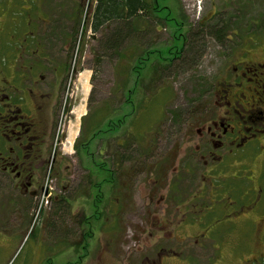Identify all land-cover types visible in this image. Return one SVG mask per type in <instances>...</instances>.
I'll use <instances>...</instances> for the list:
<instances>
[{
	"label": "rangeland",
	"instance_id": "374dc122",
	"mask_svg": "<svg viewBox=\"0 0 264 264\" xmlns=\"http://www.w3.org/2000/svg\"><path fill=\"white\" fill-rule=\"evenodd\" d=\"M74 1H69L64 15L68 21L76 20L70 24L75 36L76 118L65 127L66 133L59 142L54 176L56 199L50 209L45 207L40 214L28 207L26 213L12 214L16 203L8 205L9 210H4L6 214L0 217V264H155L160 262L157 247H192L199 242L210 245L212 241L221 246L224 241L228 244L236 240L240 232L224 224L228 217L226 210L220 203L208 202L209 193L205 191L203 201L214 211L204 216L211 230L204 231L205 226L200 228L188 223V218L197 215H189L194 211L196 199L192 180H187L185 170H192L189 156L194 150V138L199 141L201 137L196 125L187 130L185 122L175 124L171 116L174 112L180 115L190 110L196 99L203 98L213 88L219 70L230 64L233 56H220L222 48L207 35L205 27L211 22L230 19L232 14H237V5L229 0H161L162 9L175 5L181 9L186 20L184 36L190 44L180 59L159 67L158 72L150 69L157 57L151 54L132 96L137 106L133 108V119L129 117L130 124L122 133L110 134L109 139L96 137L90 142V154L84 149L75 154L82 123L86 125L85 114H90L87 121L95 129V122L104 123L103 119L110 115L108 110L123 112L121 103L126 100L127 90L133 85L136 87L137 77L131 71L135 58L146 57L148 50L167 55L164 47L172 44L174 29L170 24H163L148 33H135V38L131 32L120 37L118 32H126L130 24L125 18H119L105 23L98 33H92L87 29V21L90 24L93 20L95 0H82L80 15L74 9L73 4H77ZM247 7L251 18L258 12L264 14V0ZM12 10L19 9L14 6ZM115 35L118 40L109 44ZM191 42L197 46L193 50L189 48ZM157 135L152 151L155 156L148 158L150 169L138 172L139 166L134 167V163L143 161V147H149ZM79 148H83L82 144ZM98 155L104 162L109 161L108 164H100ZM110 163L120 168L114 171L115 182L109 180L113 178L109 176ZM131 169L139 176L134 178ZM202 170L209 178L205 167ZM208 182L209 179L204 189ZM95 184L101 185L99 190ZM84 230L88 231L85 236ZM252 235L254 238V232ZM200 249L195 247L194 254H199ZM214 250H210L212 255ZM225 250L229 251L227 246Z\"/></svg>",
	"mask_w": 264,
	"mask_h": 264
},
{
	"label": "flooded vegetation",
	"instance_id": "af4514ba",
	"mask_svg": "<svg viewBox=\"0 0 264 264\" xmlns=\"http://www.w3.org/2000/svg\"><path fill=\"white\" fill-rule=\"evenodd\" d=\"M69 1L0 0V217L12 202L16 203L12 214L26 213L27 207L40 214L45 207L50 209L56 199L54 176L59 142L65 127L76 118L75 36L70 25L76 20L68 21L64 15ZM75 1L74 9L80 15L82 0ZM229 1L239 8L231 5L237 11L230 16L233 30L225 33L224 42L217 37L214 40L222 48L220 56L231 55L233 59L219 70L213 89L187 111L185 129L196 125L201 138H194V150L189 156L192 170L185 172L195 188L194 211L189 215H197L188 218V223L200 228L203 225L202 229L209 232L211 226L206 225L204 216L214 212L208 204L213 200L228 214L224 224L232 225L240 236L236 233V240L228 244L224 241L221 246L212 241L210 245L199 242L192 247H157L160 262L155 264H264V14L258 12L250 17L247 5L257 0ZM14 6L19 10L13 11ZM140 14L146 15L144 26L148 33L151 11L141 10ZM167 14V8H160L165 24L169 22ZM87 24L92 33L102 28L95 30L93 20ZM87 116L91 117L85 114L86 125L81 122L80 131L81 137L86 133L85 138ZM85 138H81L82 143ZM148 148L153 155L154 141ZM84 150L90 154V146ZM151 155L144 153L143 161L133 164L139 166L138 172L150 169ZM100 160L104 164L102 156ZM131 170L134 178L139 176ZM207 179L211 183L204 189ZM100 186L95 184L97 190ZM204 191L209 193L208 202L203 201ZM253 232L255 237L251 238ZM86 234L88 231L83 235ZM195 247L201 248L199 254H194ZM211 249H215L214 256Z\"/></svg>",
	"mask_w": 264,
	"mask_h": 264
},
{
	"label": "trees",
	"instance_id": "16d2710c",
	"mask_svg": "<svg viewBox=\"0 0 264 264\" xmlns=\"http://www.w3.org/2000/svg\"><path fill=\"white\" fill-rule=\"evenodd\" d=\"M96 2H97V4L95 7L94 16H93V24H94L95 30H99L100 27H102L105 23L112 21V19L113 20H117V19L119 20V18H121V19L125 18L126 23L128 22L130 24V25H128V30L124 33L118 32V35L121 37L125 33L131 32L133 34V38H135V36H134L135 33L142 32L147 28L146 25L144 26L146 15L145 14L139 15L141 10H145V9H149L151 11V18L149 20H147L148 31H150L151 29L156 30V27H158L160 25L162 26L163 24L166 23L165 19L162 18L160 15L161 0H97ZM173 13L175 14V16ZM134 15H139L140 17L137 16L135 18ZM167 15H168L167 21H169L167 24H170V26H172L174 29L173 30L174 32H173L172 44L164 47L167 55L161 54L158 50H157V52L153 51V50H148L146 52V57H142L140 55L137 58H135L134 67H132L131 71H132V73L135 74V77H137L135 82H134L136 87L133 88L134 87V85H133L131 87L132 89H130V91L127 90L126 100L121 103V105H122L121 107H123V109H122L123 112L119 113L120 112L119 111L116 113V112H111V110H108V111H110V115L106 116V118L103 119L104 123H101L99 125H97L96 122L94 121V118H95V116H94L93 121L95 122V129L91 128V125H90L91 123L89 122L88 128H87V134L93 130L92 135L90 137L85 138L86 133L84 132L85 133L84 143H80L82 141V139H80L76 143V147H77L78 152L80 150L86 149L87 146H90V142H92L94 139H96V137H98L99 135H101L99 138H101V137L107 138L108 137V139H109L110 134L116 133V135H117L118 133H122L123 130H125L126 125L130 124L129 119H131V118L133 119V112L135 111L133 108L137 106L135 104L134 99H132V96L134 93H136V91L138 89L137 86H138V84H140L138 82L141 79V75H142L143 71L147 67V63L151 57V54H156V56H157L155 58L156 61L152 62L151 63L152 67H150V69H154L155 72H158L159 67L164 66V65H169L172 63V61L181 58V56L183 54L182 52L186 48V45L190 44V42H187L186 36H184L185 32H183V30L185 29V23H186L185 16L184 15L182 16L181 9L180 10L176 9V5H175V7H170V6L168 7V14ZM230 20H231V18L228 19L227 21L221 20V22L220 21L211 22L210 25H207L205 27V30H207V35H209L210 37L212 36L213 38L217 37L219 40H221V42H224L225 41L224 40L225 33L233 30L229 24ZM116 40H118L117 35H115L112 39H110L108 41V43L109 44L114 43V42H116ZM176 41H179L180 43L178 44ZM196 47L197 46H195V43L191 42V45L189 48L191 50H193ZM95 74H96V71L94 70V73L91 77L92 81H93ZM208 87L209 86H207V88ZM212 89L213 88H211L210 90H208L206 92H210ZM128 91H129V93H128ZM196 100H199V99H196ZM127 106H129L128 112H126ZM100 110H102V109H100ZM97 111H99V110H97ZM97 111L95 112L96 114H97ZM187 114H188V112H182V114H180V115H179V113L176 114V112H174V114H172V116H171V119H172L173 123H175V124H182V122H186V115ZM129 117H131V118H129ZM155 139H156V137H154L151 141H154ZM79 144H82V146H83L82 149L79 148ZM143 149H144V152L146 154L151 155L150 148L143 147ZM103 162H104V160H103ZM104 163L108 164V162H104ZM110 165H112V166L108 167V165H106L108 167V171L109 170L111 171L109 176L111 178L113 176V178L109 179V180L115 182V181H117V178H116L115 172H114L115 171L114 165H113V163L112 164L110 163ZM119 166H121V165H119ZM117 169L118 170H116V171L120 170V168H118V167H117ZM115 199L117 200V202L119 201L118 198H115ZM64 200H66V199H64ZM97 206H98V204H97Z\"/></svg>",
	"mask_w": 264,
	"mask_h": 264
}]
</instances>
